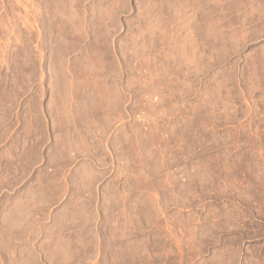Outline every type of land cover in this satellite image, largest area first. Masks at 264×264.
I'll list each match as a JSON object with an SVG mask.
<instances>
[{
	"label": "rangeland",
	"instance_id": "374dc122",
	"mask_svg": "<svg viewBox=\"0 0 264 264\" xmlns=\"http://www.w3.org/2000/svg\"><path fill=\"white\" fill-rule=\"evenodd\" d=\"M0 264H264V0H0Z\"/></svg>",
	"mask_w": 264,
	"mask_h": 264
}]
</instances>
